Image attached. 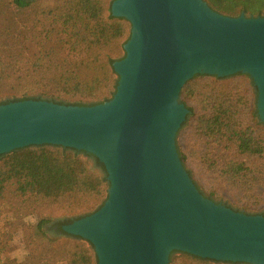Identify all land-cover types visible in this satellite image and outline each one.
I'll return each instance as SVG.
<instances>
[{
  "label": "water",
  "instance_id": "obj_1",
  "mask_svg": "<svg viewBox=\"0 0 264 264\" xmlns=\"http://www.w3.org/2000/svg\"><path fill=\"white\" fill-rule=\"evenodd\" d=\"M111 13L131 24L124 55L112 64V97L0 104V155L54 145L103 164L96 167L109 183L106 199L62 226L92 244L97 264H168L173 251L264 264V215L203 196L175 143L188 114L179 92L195 74H248L264 123V15H223L204 0H112Z\"/></svg>",
  "mask_w": 264,
  "mask_h": 264
},
{
  "label": "trees",
  "instance_id": "obj_2",
  "mask_svg": "<svg viewBox=\"0 0 264 264\" xmlns=\"http://www.w3.org/2000/svg\"><path fill=\"white\" fill-rule=\"evenodd\" d=\"M209 7L223 15L236 17L241 13L263 16L264 0H204ZM112 0H10L16 9H36L50 6L63 9L64 21L72 30L74 40L80 46L78 55L65 54L62 47L64 38L55 36L53 45L44 46L50 40L45 36L39 41V50L32 64L34 84L19 97L1 101L23 100L39 96H66L75 105H93L109 78L116 75L112 64L123 57V44L130 36L131 24L124 17L111 13ZM52 31L47 32L46 34ZM70 33V35H72ZM44 35V34H43ZM3 68L1 65L0 70ZM3 73H4V69ZM52 78L44 83L37 76ZM249 83L254 87L248 74L237 72L226 77L209 74H195L182 87L179 102L188 114L181 125L193 129L189 138L177 146L180 160L194 179L193 172L200 174L199 167L207 172L215 170V164L222 158L226 163L221 172L226 179L239 184V188L254 192V183L263 177L253 178L247 170L246 159L264 156V139L258 137L257 130L264 131V123L258 118L256 107L251 101ZM40 99V98H36ZM107 99H103L105 101ZM197 104V107L193 103ZM198 110H203L198 114ZM249 120L245 121V118ZM231 143L240 161L231 162L230 151H222ZM82 155L95 159L96 165L104 170L103 164L92 154L61 146L42 145L23 147L0 155V196L5 187L13 184L18 196L32 197L43 201H59L70 213L90 214L96 201L106 192L109 183L106 177L93 172ZM194 181V180H193ZM205 182V181H203ZM206 183V182H205ZM205 188V189H203ZM201 193L213 198L215 190L202 185ZM80 215V216H82ZM52 217L40 216L35 225V234L46 241L44 227ZM71 219L57 221L60 234L75 238L74 254L70 264H92V244L77 236L65 233L61 225ZM82 241V242H77ZM89 246H86L84 243ZM174 252V251H173ZM185 256H193L184 253ZM194 257V256H193ZM203 259L191 264H230L218 261L209 263ZM175 259L170 261L174 264ZM0 264H17L3 261ZM239 264V263H236Z\"/></svg>",
  "mask_w": 264,
  "mask_h": 264
},
{
  "label": "rangeland",
  "instance_id": "obj_3",
  "mask_svg": "<svg viewBox=\"0 0 264 264\" xmlns=\"http://www.w3.org/2000/svg\"><path fill=\"white\" fill-rule=\"evenodd\" d=\"M62 11L63 9H53L50 6H44L43 8L36 7V9H16V7L11 5L10 0H0V67L2 65V69H4V73L2 69L0 70V102L19 97L23 92H26V88L29 90L32 89L31 86L35 81L33 75H36V73L32 74V64L37 56L35 52L39 50L40 47L39 41L45 36H50V40L45 42L44 46L53 45L54 37L61 36L64 38L65 43L62 47V51L65 54L69 53V55L75 58L81 57L77 54L80 46L74 40L72 30L67 25V22L64 21ZM49 31L52 32L46 34ZM70 33L72 35H70ZM79 53L83 54L81 49ZM121 53L124 55V48ZM52 78H56L55 75L51 74L50 77H42V75H39L36 80L42 83L43 87V84ZM116 84L117 74L109 78V82L104 87V90H102L99 98L94 100V102L101 103L104 98L109 100L115 91ZM249 87L252 96L251 101L255 105V89L250 83ZM34 95L36 98H45L65 103L72 102L69 100V97L64 95L59 97L51 95L39 96L38 93ZM193 105L197 107L195 102ZM202 112L203 110H198V114ZM244 118L245 121L249 120L248 116ZM192 130V128L187 129L185 127H180L175 137L176 147L179 144H183L184 140L189 138V134ZM257 135L264 139V131L257 130ZM222 151H230L228 155L232 158L231 162L243 159L241 155L236 153L232 144L229 142ZM82 157L88 162L89 168L100 175L91 157L85 155H82ZM226 161V158H222L220 162L216 163L213 172L209 173L201 167H199L200 174L198 171L197 173L193 172L194 179H191L194 180L193 182L198 190L202 185L211 187V189L215 190V196L213 198L207 197L208 194L206 191H203L204 195L201 194L216 203L223 204L236 211L248 214H263L264 179L261 177L264 175V156L246 159V163H248L247 169L249 168V170H247L248 173H250L253 178H261L258 184L253 182L255 186L253 193L239 188V182L234 183L225 178L221 170ZM100 177L104 176L100 175ZM108 187L106 192L94 204V211L99 208L106 199ZM80 215L82 214L70 213L59 201H43L32 197L25 198L23 196H18L14 190L13 184H8L5 187L3 195L0 196L1 259L3 261H12L17 264H70V260L74 254L75 238L66 235L58 236L54 232L52 225L56 219H61L60 221L71 219L72 222L84 216ZM40 216L54 218L44 227L46 233L45 238L53 242L48 243L46 239H42L35 234V225ZM84 244L89 246L87 243ZM91 252L92 264H97V258L93 247L91 248ZM193 256H185L184 252L174 251L170 254L168 264H170V261L173 259L176 261L174 264L202 262L203 258ZM208 262L215 263L218 261L209 259ZM236 263L239 262H231L230 264Z\"/></svg>",
  "mask_w": 264,
  "mask_h": 264
},
{
  "label": "flooded vegetation",
  "instance_id": "obj_4",
  "mask_svg": "<svg viewBox=\"0 0 264 264\" xmlns=\"http://www.w3.org/2000/svg\"><path fill=\"white\" fill-rule=\"evenodd\" d=\"M95 164H96V162H95ZM263 215H264V213H263ZM57 222V221H56ZM56 222H54V223H56ZM61 222V221H60ZM54 223H53V225H52V228H53V230H54V232L56 233V234H60V232H59V226L58 225H54ZM64 225V224H63ZM63 225H61V229H62V226Z\"/></svg>",
  "mask_w": 264,
  "mask_h": 264
}]
</instances>
